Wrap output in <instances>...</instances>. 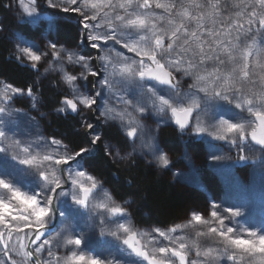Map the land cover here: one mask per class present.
Instances as JSON below:
<instances>
[{
    "label": "snow or ice",
    "instance_id": "6c2138e0",
    "mask_svg": "<svg viewBox=\"0 0 264 264\" xmlns=\"http://www.w3.org/2000/svg\"><path fill=\"white\" fill-rule=\"evenodd\" d=\"M48 2L51 7H60L65 13L69 11L80 13L81 27L85 30L83 43H90L93 49L108 52V56L103 57L105 63L101 67L105 71L112 67L114 70L112 76H118L119 79L102 77L104 90L109 93V96H116L119 102L126 106L118 113L119 127L128 138L126 142L132 145L133 151H136L138 140L140 149L155 151L153 145L155 136L150 132L146 133L144 126L139 123V119L145 114H160L157 121V124H160L168 123L167 113L170 111L172 116L176 117L177 125L184 130L189 126V118L192 117L193 110L199 109L196 117L193 118L197 134L205 131L204 117H207L209 135L217 140L230 141L241 153H251L250 156L240 155V161L247 162L251 159L255 162L260 158L256 156L257 151L264 155V135L258 136L257 134V128L264 130V0H252L251 3L241 0L239 4L233 5L240 9L235 12V16L239 18L235 20L231 17L218 20L220 15L218 0L215 2L214 0H204V2L172 0L170 3H161L160 0H118L116 4L107 0L106 4L100 7L92 4L91 8L87 0L83 3H78V0H62L59 4L54 3L53 0H48ZM101 7L111 9V13L105 11L101 15ZM153 7L163 9L165 15H158L153 11ZM28 15L31 17L32 12L29 11ZM157 21H166V26L164 23L158 24ZM218 22L224 24L223 30L216 29L215 25ZM207 24L211 27H206ZM233 32H236L235 37H232ZM98 41H103V44L97 43ZM109 41L112 43L109 44ZM117 44L126 48L128 52L135 53L139 59L127 57L116 51L115 45ZM49 47L52 49L50 55L57 57L61 65L66 57L68 63L79 64L81 68L79 77L64 73V80L73 98H65L62 102L65 107H61L59 111L64 112L66 109H71L75 113L78 103L88 109H92L94 105L98 106L96 97L101 95V91L89 95L81 92L79 86L76 85L77 79L86 80L88 74L100 75L98 70L92 69L89 63L90 58L78 52H58L55 42H50ZM19 51L18 59L23 60L26 57L31 62V67L38 71L37 62L41 61L46 53L40 52L38 48L32 50L29 47H22ZM113 52L115 53L114 58L112 57ZM253 55L256 59L250 70L249 57ZM117 64H119L118 72L116 71ZM222 65L223 68H221ZM175 73H180L182 77H193L196 81L193 85L195 91H182L180 80L177 79ZM257 77L259 79H256ZM237 82L240 87L236 86ZM209 83L214 84L215 87L209 89ZM117 86L121 89L118 96L112 92V89ZM248 86H251V89L258 87L259 92H251L250 98L243 91ZM129 89L136 91V95L131 99L124 95ZM22 91L13 89L14 93ZM32 91L28 88L27 95L32 96ZM201 92L204 93L203 96L199 95ZM11 99V94L7 93L0 97V140H9L8 125L16 120L18 110L12 108ZM221 105H233L236 109L246 111L255 120L241 117L232 122L231 118L226 119L219 112ZM111 111L112 109H107L100 115L108 119ZM134 113L137 115L134 116ZM181 114L183 119L180 118ZM125 118H127V123L124 122ZM84 126L88 129L93 128L91 123H85ZM249 135L251 141L259 145V149H252L248 144L242 143ZM91 136L92 138L88 141L89 146H94L101 140L99 134L91 133ZM11 142L16 145L21 143L20 140ZM59 143L55 139L51 141V144L56 145L57 148ZM25 145L23 151L29 153L37 149L43 151L50 147L47 142H25ZM111 147L106 145V148L111 149ZM89 151L90 147H81L74 152L68 151L65 147L62 154L59 152L55 156L44 154L42 159L49 162L53 169L56 165L64 167L59 169L58 175L56 171H52L51 179H49L47 170H40L38 178L44 183H38L37 188L30 190V194L21 191L7 175L0 174V189L4 190L0 193V224L8 229L7 232H0V243H3V255L9 257L7 260L0 259V264H17L10 256L13 251H16V246L11 245L10 241L12 232L23 231V226L19 223L9 226L7 224L9 218L11 221H24V226H34L35 235L32 239L40 240L41 236H45L43 245L49 244V241L41 229L47 228L58 218L64 226L61 229V238L66 240L67 245H74L80 250L78 252L70 249L71 255L67 257L65 264H140L139 260L130 262L126 259H116L114 254L86 256L84 251L87 248V231H82L76 226L71 215L73 209L86 215L85 229L100 227L102 237L110 235L120 241L122 231L126 234V238L122 239L123 245L127 246V249H130L136 257L148 261L149 264H175L172 258H176L178 264H197L195 260L190 262L187 260V253L184 251L186 244L183 242L179 243L178 247L154 248L151 255L148 251L138 247L139 242L136 241L135 234H129L131 229L119 220L109 221L106 215V213L123 215L125 211L123 208L101 204L98 207L104 209V212H94V208L90 207V196L95 199L93 194V189L97 188L95 179L87 176V180L91 183L86 186L76 179V177H85L86 173L81 169L73 171V166L79 165ZM0 153H4L7 158L8 147L0 146ZM116 155L119 156V150L116 151ZM128 155L131 156L132 153ZM12 158L18 159L20 165H32L37 157L28 155L20 159L13 155ZM158 158L163 164H168V160L163 155ZM212 159L220 160L221 157L213 155ZM65 172L69 179L62 183ZM260 172L264 174V162L260 165ZM65 185L69 187L66 189ZM69 198L71 203H69ZM212 207L215 209L217 205L213 204ZM247 207L246 202L223 207V212L228 214L226 217L216 210L210 213L211 217L218 221L220 228L211 227L209 232L218 234L222 238L221 243L224 247L217 257H211L210 249L203 253L205 257L217 261L220 256L227 254L228 259L235 261L237 252L249 257H254L259 253L262 257L261 264H264V227L259 231L251 230L243 227L239 219L234 220L244 215ZM192 220L200 223L202 217L193 214ZM109 223L115 224L117 230H106L105 225ZM157 231L165 239H169L166 232L159 229ZM172 231H175V228ZM241 232L246 235H233ZM48 234H51V231ZM19 247L20 249L25 248L23 244ZM43 250L42 245L38 244L31 251L24 250L22 255L32 264H41L40 255ZM47 251L51 256V248ZM196 255H201L199 249ZM44 264H51V261H45Z\"/></svg>",
    "mask_w": 264,
    "mask_h": 264
},
{
    "label": "rangeland",
    "instance_id": "374dc122",
    "mask_svg": "<svg viewBox=\"0 0 264 264\" xmlns=\"http://www.w3.org/2000/svg\"><path fill=\"white\" fill-rule=\"evenodd\" d=\"M53 2L59 4L62 0H53ZM83 2L84 0H78V3ZM111 2L116 4L118 0H111ZM160 2L170 3L172 0H160ZM198 2H204V0H198ZM240 2L241 0H218L220 12L218 20H221L224 17L221 13V9L226 6L231 9V12L229 13L230 16H225L224 19L227 17H231L232 20L239 19L235 16V12L240 9L233 5L239 4ZM247 2L251 3L252 0H247ZM87 3L89 8H91L92 4H96L100 7L106 4L107 0H87ZM4 8L8 11V15L12 21H14L15 26L8 27L9 20H5L6 15L0 13V36H5L7 41H9L11 45L10 51H12V54H14L17 59L20 55L19 50L22 47H29L32 50L38 48L40 52L46 53L42 56L41 61L37 62V79L39 81L46 79V77L53 78L62 87L61 89L64 91V99L73 98L71 90L64 80V73L77 75L79 77L81 68L79 64L68 63L66 57L61 65L57 57L50 55L52 51L49 47L50 42H55L57 44L58 52H78L89 57V63L92 66V69L94 71L100 70V75L98 76L88 74L86 80L77 79L76 81V85L79 86L80 91L83 93L94 95L97 91H101V95L96 97L98 106L94 105L92 109H88L78 103L77 112L73 113L71 109H66V111L61 112L59 109L65 106L60 102V104L56 105L52 111L54 114L71 113L75 115L78 123L74 131L80 132L83 129L85 130L87 141L84 147H90V151L85 154L79 165L73 166V171L81 169L86 173V176L83 178L76 177V179L80 180L86 186H89L91 183L87 180V176H91L95 179L97 183V188L93 189L95 199L90 196V207L94 208V212H104V209L98 207L101 204L123 208L125 210L123 215L106 213V215H108V220H119V222L124 223L129 227L131 229V233L129 234L134 233L136 241L139 242L138 244H140L142 250L148 251L150 255L152 254L153 249L159 246H168L172 248L178 247L179 243L183 242L186 244V249L184 251L187 253V260L189 262L195 260L197 264H260L262 257L259 253L258 255L255 254L254 257H249L246 254H240L237 252V258L235 261L228 259L227 254L220 256L217 261H213L210 258L205 257L203 253L210 249L211 257H217L218 253L224 247L222 243L218 242L219 240H216L220 239V242L222 241V238L218 234L215 236H219V238L214 239L213 237L212 242L209 240L211 243L207 241L208 239H211V232H209V229L211 227L220 228L218 221L210 215L213 210L218 211V213L226 217L228 214L223 212V207H231L246 202L248 207L246 208L244 215L239 218H234V220L239 219L243 227H247L251 230L259 231L264 227V174H261L260 172V165L264 162V155H261V153L257 151L256 156L260 158L255 162L251 159L247 160V162L240 161V155L250 156L251 153H241L236 146L230 143V141L217 140L214 136L209 135L207 117H204L205 131L197 134L195 132L193 118L196 117V112L199 111V109H194L189 126L186 129L179 130L177 128L181 132V136H179L181 144L179 166L173 165L174 161H172L168 151L161 144L162 131L165 128H173L175 126L170 111L167 113L168 123L157 124L160 114H145L139 119V123L144 126L145 132H150L155 136V140L153 141L154 152L148 149H140L139 140L136 142V151H133L132 145L128 142H126L125 146H120L108 136L109 133L112 134L114 128L117 130L119 136L125 138L127 141L128 138L120 130V119L118 118V113H120V110L124 109L126 106L120 103L116 96H109V93L104 90L105 86L102 81V77L104 76H108L109 79H119V77L112 76L114 71L112 67H109L107 71L101 67L105 63L103 57L108 56L106 50L102 51L99 49H93L90 46V43H83L85 30L81 27L82 18L80 13L73 11L65 13L60 7H51L48 0H7V4ZM100 10L102 15L103 12L109 10V8L101 7ZM29 11L32 12L31 17L28 15ZM153 11L158 15H165L163 9H156L153 7ZM60 23H69L78 31V43L74 47H70L66 43L61 42L58 34L56 35V25L59 29ZM157 23H164L166 26V21H157ZM206 27H211V25L207 24ZM215 27L217 30H223L225 26L218 22ZM245 27H247L246 24ZM26 29L28 31H33L35 35L25 34L24 30ZM235 36L236 32H233L232 37ZM97 43L103 44V41H98ZM108 43L111 44L112 41H109ZM205 47H207V45H205ZM115 50L121 52L127 57H133L137 60L139 59V57L135 56V53L128 52L126 48H123L119 44L115 45ZM112 57H115L114 52L112 53ZM255 59V55L250 56L249 64L255 63V61H253ZM18 60L31 67V62L28 61L26 57L23 60ZM223 67L224 66L222 65L221 68ZM116 71H119V64H117ZM175 75L177 76V79L180 80L182 91H195L193 85L196 81L193 77H182L180 73H175ZM99 76L100 79L98 80ZM256 79L259 78L257 77ZM236 86L240 87L239 82L236 83ZM213 87H215L214 84H208L209 89ZM13 89L18 88L0 77V97H3L6 93L11 94V106L18 110L15 122L8 125L10 133L9 140H0V146L8 147L9 149L7 158H5L4 153H0V174L7 175L9 179L21 189V191L29 192L30 194V190L37 188L38 183H44L38 178V172L40 170H47L49 172V179L52 178V171H56L57 175L59 174V169L61 168L60 165H56L55 169H53L49 162L42 159L44 154L51 156L57 155L58 152L62 154L65 147L70 152H74L75 150L69 145L64 136H56L53 133L50 134L47 130L48 125H50L49 114L44 111L42 105L44 102L40 99L38 91H32V96H29L27 95V90H23L20 93H14ZM243 91L245 95H249L251 98L250 94L251 92H254V89H251V87L248 86L243 89ZM112 92L118 96L121 89L117 86L112 89ZM124 95L126 98L131 99L136 95V91L135 89H129ZM199 95L203 96L204 93L201 92ZM209 95H211V93H209ZM107 109H112L109 113L108 119L100 115L101 112ZM128 110L131 111V108L128 107ZM219 112L224 118H231L232 122H235L241 117H248L253 121L255 120V118L251 117L246 111L236 109L233 105H221L219 107ZM133 115L136 116L137 114L134 113ZM112 117L117 118L113 119ZM124 122L127 123V118H125ZM85 123H91L93 128L88 129L84 126ZM12 133H15V135H12ZM91 133L99 134L101 136V140L94 146H89L88 144V141L92 138ZM53 139L60 142L58 148L56 145L51 144ZM13 140H20L21 143L16 145L11 142ZM25 142H47L50 147L43 151L37 149L35 152L29 153L23 151L26 146ZM196 142H200L202 149L204 150V158L202 160L196 158L195 148L193 147ZM242 143L248 144L252 149H259V147L252 143L250 135L247 137V140ZM106 145L112 146L111 149L106 148ZM102 148L106 155L111 157L114 162L124 164L133 159H139L158 171L168 173L170 178L180 185L194 188L204 194L207 201V207L201 211L196 208L191 209L186 219L172 227L167 228L159 225H142L137 222L133 216V205L131 201L121 202L114 197L104 180L97 177L87 165L86 157L93 155ZM117 150H119V156L116 155ZM129 153H132V155L129 156ZM13 155L18 156L20 159L28 155H36L37 158L32 165H20L18 159L12 158ZM161 155L168 160L167 165L163 164L158 158ZM213 155L220 156L221 159L213 160ZM64 174L68 177L67 172ZM45 187H47L46 184ZM67 187H69V185ZM3 191L4 190L0 189V193ZM69 203H71L70 198ZM213 204L217 205L215 209L212 207ZM15 214L19 215L20 213ZM24 214L27 215V213ZM193 214L201 215L202 220L200 223L192 220ZM71 215L73 216L76 226L82 231H87V248L84 251L86 256H108L109 254H114L116 259H126L130 262L139 260L140 264H149L148 261L136 257L131 253L130 249H127V246L123 245L122 239L126 238V234L122 231L120 232L122 237L120 241L115 240V238L110 235L102 237L100 235V227H93L91 230L84 228L87 217L83 212H77L73 209L71 210ZM205 221L207 222L205 223ZM17 223L23 226V231L12 232L10 244L16 246V251H13L10 256L15 259L17 264H32L29 259L22 255V252L26 250V243L31 232L34 230V226H24V221H11L10 218L7 221L9 226ZM225 223L227 224L228 221L226 220ZM63 227L64 226L59 221L54 231L47 236L49 244L43 245L42 242L44 239L38 243L39 245H42L44 249L40 255L43 264L45 261H51V264H65V260L71 255V252L69 251L70 249L78 252L80 251L79 249H76L74 245H67L66 240L61 238V229ZM173 228H175V231H172ZM105 229L117 230L116 225L113 223L105 225ZM157 229L166 232L169 239H165V237L161 236ZM7 230L8 229L5 225L0 224V232H7ZM237 234L241 236L246 235L243 232L234 233L233 235ZM5 239H7V236H5ZM20 244H23L25 248L20 249ZM219 244H221V246ZM37 245H35V247ZM48 248H51V256L48 255ZM197 249L201 251L200 256L196 255ZM229 251L231 252L232 250L230 249ZM18 252L20 254H17ZM3 253V243H0V259H9V257H5ZM157 255L159 254L157 253ZM168 255H170V253ZM172 259L175 264H178L176 258Z\"/></svg>",
    "mask_w": 264,
    "mask_h": 264
},
{
    "label": "trees",
    "instance_id": "16d2710c",
    "mask_svg": "<svg viewBox=\"0 0 264 264\" xmlns=\"http://www.w3.org/2000/svg\"><path fill=\"white\" fill-rule=\"evenodd\" d=\"M7 0H0V13L8 19V27H14V21L5 10ZM25 34L35 35L33 31L24 30ZM59 40L70 47L78 43V31L69 23L56 25V35ZM9 41L5 36H0V77L7 80L14 87L27 90L31 88L38 91L44 111L49 114L50 125L47 130L50 134L64 136L69 145L78 150L84 147L87 138L85 130L75 132L77 117L71 113L54 114L53 108L63 102L64 91L57 81L51 77L44 80L37 79V70L22 63L12 54ZM181 132L174 126L165 128L161 135V144L168 151L174 166H179L181 153ZM120 146L126 145L125 138H121L116 129L108 136ZM196 158H204V150L200 142H196ZM90 170L104 180L114 197L123 202L126 199L132 203L135 220L142 225H159L172 227L187 218L191 209L203 210L207 207L204 194L198 190L180 185L168 173L158 171L139 159L127 163L112 161L103 148L91 156L86 157ZM211 183V181H210Z\"/></svg>",
    "mask_w": 264,
    "mask_h": 264
},
{
    "label": "bare ground",
    "instance_id": "6f19581e",
    "mask_svg": "<svg viewBox=\"0 0 264 264\" xmlns=\"http://www.w3.org/2000/svg\"><path fill=\"white\" fill-rule=\"evenodd\" d=\"M119 10V9H118ZM105 11H107V12H110L111 13V9H109V10H105ZM104 11V12H105ZM231 12V9L230 8H228L227 6L226 7H222V9H221V13L223 14V16L225 17V16H230L229 15V13ZM224 17L221 19V20H223L224 19ZM224 29V28H223ZM256 58V57H255ZM253 61H255V60H253ZM254 63H252V64H250V70H251V66L253 65ZM100 71V70H99ZM257 71H259V69H257ZM101 74H102V72H101ZM100 79V76H99V78H98V80ZM251 87V86H250ZM254 92H259V88L257 87L256 89H254ZM60 167H63L62 165H60ZM69 178L68 177H66L65 176V174H64V176H63V181L64 180H68ZM63 183V182H62ZM68 185H65V188L67 187ZM126 201H129L130 202V200H125V201H123V202H126ZM54 203H55V201H54ZM58 222H59V219L57 218V220H55V224H53V226H52V224H50L49 225V228L47 227V228H45V229H41V232H43V233H45V235L46 236H48V235H50V234H48L49 233V231H51V233L54 231V229L56 228V226H57V224H58ZM33 233H35V230H33L32 232H31V234H30V236L33 234ZM211 236V239H208L207 241H213V237H214V239L215 238H219V236H215L216 235V233H211L210 234ZM30 236H29V238H30ZM29 238H28V240H27V243H26V250H28L27 249V244H28V241H29ZM45 238V236H41V239L40 240H34L32 243H31V245H30V251L31 250H33L34 248H35V245H37L39 242H41L43 239ZM216 240H219L218 242L219 243H221L220 242V239H216ZM209 241V242H210ZM210 242V243H211ZM220 246H221V244H219ZM138 247H141L140 246V244H138ZM257 255H258V253H257ZM41 264H43L42 262H41ZM260 264H261V262H260Z\"/></svg>",
    "mask_w": 264,
    "mask_h": 264
},
{
    "label": "water",
    "instance_id": "95a60500",
    "mask_svg": "<svg viewBox=\"0 0 264 264\" xmlns=\"http://www.w3.org/2000/svg\"><path fill=\"white\" fill-rule=\"evenodd\" d=\"M194 111V110H193ZM193 114V113H192ZM172 118L174 119V123H175V125H176V127L179 129V130H181L180 129V127H179V125H177V123H176V117H173L172 116ZM180 118L181 119H183V115L181 114V116H180ZM190 120H191V118H189V123H190ZM187 128V127H186ZM185 128V129H186ZM257 134H258V136H260V135H264V130H261V129H259V128H257ZM250 139H251V136H250ZM252 143L254 144V145H256L255 144V142H253L252 141ZM257 147H259V145H256ZM53 224H55V221L52 223V226H53ZM48 228H49V226H48ZM35 235V233H33L31 236H30V238H29V241H28V244H27V249H28V251H30V245H31V243L34 241L33 239H32V237Z\"/></svg>",
    "mask_w": 264,
    "mask_h": 264
}]
</instances>
